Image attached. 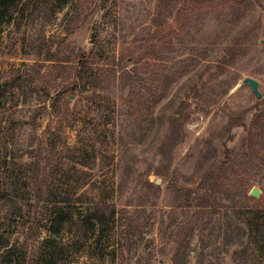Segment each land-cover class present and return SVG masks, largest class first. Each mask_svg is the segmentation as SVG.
Segmentation results:
<instances>
[{
  "label": "rangeland",
  "instance_id": "1",
  "mask_svg": "<svg viewBox=\"0 0 264 264\" xmlns=\"http://www.w3.org/2000/svg\"><path fill=\"white\" fill-rule=\"evenodd\" d=\"M30 1L0 25L1 83L18 72L38 80L0 89V192L16 180L25 198L8 217L13 243L29 231L47 237L54 205L78 211L106 201L117 214L105 261L73 249L55 264H173L179 230L197 219L176 188H195L223 164L216 212L233 207L241 224L264 223V0L169 1L161 27V0H41L36 20ZM147 180H161L153 202ZM2 205L0 237L9 228ZM203 228L188 264L207 246ZM244 240L238 251L220 239L215 264H264L257 237Z\"/></svg>",
  "mask_w": 264,
  "mask_h": 264
},
{
  "label": "trees",
  "instance_id": "2",
  "mask_svg": "<svg viewBox=\"0 0 264 264\" xmlns=\"http://www.w3.org/2000/svg\"><path fill=\"white\" fill-rule=\"evenodd\" d=\"M23 1L0 0V25L13 19L14 14L19 11ZM169 1H171L172 7L177 2V0L160 1L156 16V26L161 27L170 14L172 8L167 5ZM30 2H33V20H36L42 10L41 0H31ZM127 74L125 71L122 74V79ZM37 83L38 80L31 77L28 79L25 74L18 72L11 78L3 80L2 83L0 81V89L2 94L7 95L23 87H36ZM235 126H230L229 130L231 131ZM1 134L2 130L0 128ZM1 151L0 147V165L2 160L5 161L6 159L5 155L2 156ZM225 154L227 156L230 154L228 149L225 150ZM42 161V155L33 159L38 168ZM224 165L220 170L215 169L207 172L195 188H176L177 199L183 204L181 207L188 210L196 208L194 216L197 219L194 220L193 218L190 221L191 225L188 223L179 230V237L175 240L176 252L173 256V264L189 263L191 241L196 227L199 225L204 227L202 231L203 235H205V242L203 241V243H206L207 246H203L197 264H215L214 259L217 255L216 251H218L220 239L225 241L227 250L231 247H236L240 251L246 236H249L252 241H254V236H256L260 251L264 250V223L258 224L255 221L256 218H247L241 224L236 218L232 217L237 213L235 209L233 210V207L231 208L232 212L228 210L222 214L216 212L218 207H220L219 193L224 180ZM144 187L148 202H153L159 197L161 188L155 182L147 180ZM23 200H25L24 194H21L18 182L16 180L8 182L7 188L0 192V202L3 204L1 210L5 212L4 227L5 224L11 227L12 224H8V217L10 216L12 220L11 214L13 216L14 210L23 206ZM246 200L248 203L258 202V200L248 196H246ZM116 214V205L108 204L106 201L97 203L93 208H85L78 211L66 206L54 205L45 220L44 228L47 232V237L45 238H33V234L31 235L32 231H29V237L23 243H19L20 246L18 247L12 240L13 231H10V227L6 228L4 235L0 237L1 264H55L61 258L60 255L62 253H69L73 249H75L76 255L85 254L89 260L96 259L99 262H103L106 257V248L103 242L107 239L108 232L115 222ZM218 215H221L220 219H216ZM211 226L212 228H210ZM206 230H209L207 235ZM210 246L214 250L211 256L205 253L206 248ZM233 253L234 255L239 254L236 250ZM247 257L249 256H244L245 260H248ZM66 264H70V262ZM253 264L263 263L258 261L253 262Z\"/></svg>",
  "mask_w": 264,
  "mask_h": 264
},
{
  "label": "water",
  "instance_id": "3",
  "mask_svg": "<svg viewBox=\"0 0 264 264\" xmlns=\"http://www.w3.org/2000/svg\"><path fill=\"white\" fill-rule=\"evenodd\" d=\"M245 83L249 84L253 90V92L255 93V95L257 96V98H260L261 97V93L259 91V84L256 80L252 79V78H246L244 80ZM161 183V180H158L156 182V185H160ZM251 196L256 198V199H259L260 198V193L257 189H255L252 193H251Z\"/></svg>",
  "mask_w": 264,
  "mask_h": 264
}]
</instances>
